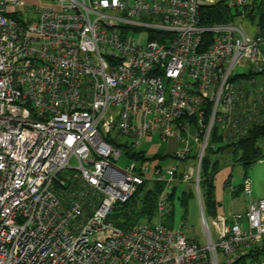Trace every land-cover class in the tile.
I'll return each instance as SVG.
<instances>
[{"label": "built area", "instance_id": "1", "mask_svg": "<svg viewBox=\"0 0 264 264\" xmlns=\"http://www.w3.org/2000/svg\"><path fill=\"white\" fill-rule=\"evenodd\" d=\"M217 1L0 0V264H264V197L247 177L243 211L214 227L203 211V244L107 220L145 183L193 182L201 196L214 134L225 145L264 122V35L238 24L254 0H224L236 19L201 24ZM154 135L183 143L178 165L127 153Z\"/></svg>", "mask_w": 264, "mask_h": 264}, {"label": "rangeland", "instance_id": "2", "mask_svg": "<svg viewBox=\"0 0 264 264\" xmlns=\"http://www.w3.org/2000/svg\"><path fill=\"white\" fill-rule=\"evenodd\" d=\"M238 24L255 36L256 28L249 24L246 19L238 20ZM132 34L137 41H145L146 34H144V32H132ZM248 70H250V66L239 65L235 72L245 73L248 72ZM259 145L262 152H264V138L259 141ZM182 147L183 143L175 137L169 138L168 140H161L158 135H154L150 141L143 139L137 147H130V149L133 151H145L148 154L152 150L158 148L161 155H168L165 160L160 162L162 168L166 169L178 165L174 153L178 148L180 149ZM193 147L196 149L195 145ZM217 147L218 145L214 150H216ZM207 156L210 168L218 160L214 174L212 175V182L214 183L212 198L217 202L216 213L211 212L207 199V185L205 182H202V187H200L201 196H199V192L193 182H182L176 183L177 189L172 197L166 198L167 196L165 195V214L159 216L157 212L155 217L150 220L152 223L162 222L163 225L173 228L182 227L188 237L195 239L200 244H203L205 241L204 225L202 223L203 211L209 224L214 227V220L218 217L224 216L227 218L230 217L232 213L244 210V206L248 203L249 199V196H247L242 189V184L246 177L251 179L253 198L258 199L264 197V159L252 165H245L241 162L234 161L235 155L232 153L221 156L218 153H211L210 149L207 151ZM131 162L132 160L124 155L115 163L118 166L125 167ZM196 162V157H190L187 161H182L179 168L184 169L187 164L196 167ZM72 164L75 165L76 161H72ZM185 189L193 190L194 194H184L183 190ZM165 192L168 194V192H171V189H166ZM123 212L124 209L122 205L116 203L108 215L107 220L114 226L122 228L119 222L124 221L121 217ZM144 220L147 219L142 218L136 222L135 225ZM126 224L127 226L132 225V223ZM96 238L101 237L97 236L95 239Z\"/></svg>", "mask_w": 264, "mask_h": 264}, {"label": "trees", "instance_id": "3", "mask_svg": "<svg viewBox=\"0 0 264 264\" xmlns=\"http://www.w3.org/2000/svg\"><path fill=\"white\" fill-rule=\"evenodd\" d=\"M245 19L256 28L255 35H264V0H254L252 4H247L244 8ZM241 13L239 8L230 7L226 1L218 0L214 4L202 5L200 10V23L203 25H210L216 23L231 22ZM264 138V122L259 125H255L250 133L242 140L235 142H228L223 145V141L217 134L210 140L209 146L206 150L205 156L201 165V180L207 185L208 203L211 208V212L216 213L217 202L212 198L214 183L212 182V175L214 174L218 160L210 168L207 151L210 149L211 153H218L223 156L227 153H232L234 161L241 162L245 165H252L253 163L264 158V152L259 145V141ZM218 145L217 149L216 146ZM127 153L133 158L142 159H160L165 160L168 155H161L160 153L146 156L145 151H133L129 147L126 149ZM177 185L173 186L171 192L166 194V198H170L174 195ZM165 191V184L161 182L145 183L139 186L137 191L131 196L129 200L122 205L124 212L121 217L123 222H119L122 228H130L135 225L140 219L144 218L151 220L157 213L158 201L160 196ZM183 193L189 195L194 194L193 190H183ZM166 200V199H165ZM137 220V221H134ZM125 222V223H124ZM126 223L132 225L127 226Z\"/></svg>", "mask_w": 264, "mask_h": 264}, {"label": "crops", "instance_id": "4", "mask_svg": "<svg viewBox=\"0 0 264 264\" xmlns=\"http://www.w3.org/2000/svg\"><path fill=\"white\" fill-rule=\"evenodd\" d=\"M146 140L150 141L151 139H146ZM140 151H141V150H140ZM156 153H159L158 148L155 149V150H152V151H151L150 153H148V154L153 155V154H156ZM157 160L160 161V162L163 161V160H160V159H157ZM188 166H193V165H189V164H187L185 168H187ZM185 168H184V169H185ZM184 169H181V170L183 171ZM248 201H249V199H248ZM245 207H246V205L244 206V209H245Z\"/></svg>", "mask_w": 264, "mask_h": 264}]
</instances>
